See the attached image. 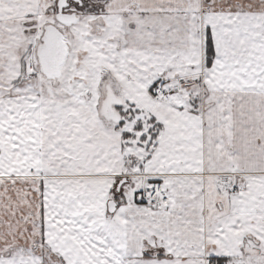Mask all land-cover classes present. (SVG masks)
Returning a JSON list of instances; mask_svg holds the SVG:
<instances>
[{
  "label": "snow or ice",
  "instance_id": "snow-or-ice-1",
  "mask_svg": "<svg viewBox=\"0 0 264 264\" xmlns=\"http://www.w3.org/2000/svg\"><path fill=\"white\" fill-rule=\"evenodd\" d=\"M0 264H264V0H0Z\"/></svg>",
  "mask_w": 264,
  "mask_h": 264
}]
</instances>
